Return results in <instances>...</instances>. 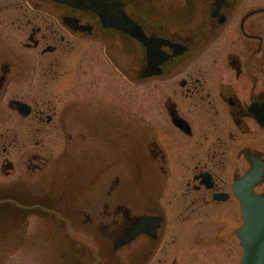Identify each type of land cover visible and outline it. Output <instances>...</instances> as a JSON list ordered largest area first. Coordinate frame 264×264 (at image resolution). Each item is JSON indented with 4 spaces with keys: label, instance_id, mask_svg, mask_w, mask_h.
I'll return each instance as SVG.
<instances>
[{
    "label": "flooded vegetation",
    "instance_id": "1",
    "mask_svg": "<svg viewBox=\"0 0 264 264\" xmlns=\"http://www.w3.org/2000/svg\"><path fill=\"white\" fill-rule=\"evenodd\" d=\"M40 1L18 19L27 37L0 41V205L22 206L19 218L37 212L63 244L17 264H186L179 229L197 227L207 209L239 213V227L245 214L264 212V0H118L147 46L73 0ZM120 76L134 96L146 90L145 156L171 187L123 183L114 162L93 181L66 179L42 198V185L55 180L59 140L66 157L75 141L90 150L97 141L120 145L94 127L119 130ZM63 77L90 109L79 115L82 130L70 117L79 111L58 106ZM254 171L262 174L243 182ZM8 207L3 216H15Z\"/></svg>",
    "mask_w": 264,
    "mask_h": 264
},
{
    "label": "rangeland",
    "instance_id": "2",
    "mask_svg": "<svg viewBox=\"0 0 264 264\" xmlns=\"http://www.w3.org/2000/svg\"><path fill=\"white\" fill-rule=\"evenodd\" d=\"M37 3L42 2L40 0H0V41H22L24 39L22 34H26L25 37H27L29 28L26 25L22 27L21 31L19 25L24 26L25 23L19 24L18 19L31 13ZM22 5L23 7H20ZM8 7L10 10L7 9ZM90 53L96 55V48H92ZM67 78H60L58 82L61 89L64 86V90L59 92L58 106L60 109L69 108L70 110L72 107V110L79 111V113L71 112L70 117L73 120H75L74 117L78 118L75 123L78 130H82L84 128L82 125L85 122L79 115L82 113L84 119L88 118L89 115L85 116L83 111L90 113V109L86 107L87 104H84L81 98L77 99L78 88L75 85L72 87L71 82H67ZM119 80L121 84V108L119 109V115L117 113L119 130L106 129L100 132V128L94 127L100 136L102 134V139H119L120 145L117 147V144H112L110 146L112 150H109L106 145L97 141L90 144L95 147L94 150H90L88 143L85 141L83 143L75 141L69 143L71 144L69 149L73 150L70 154H73V156L68 155L66 157L65 149L67 150L68 143H62L63 141L59 140L56 152L58 155L54 160L57 172L55 180L50 181L53 182L50 186L49 184L42 185V198L53 197L55 192L51 193L50 188L57 189L66 179L73 182V184H86L90 180L93 181L100 170H107V167L112 166L114 162L118 165L117 171L121 172H118V174L123 183L134 184L135 180L137 181L136 184L155 183L156 187H171L168 184L169 175H162L158 171L154 172L152 163L145 156L144 141L147 136L146 90L139 87L134 96V91L129 82L130 78L120 76ZM110 86L112 85L110 84ZM106 93H108V89H106ZM133 96L136 99V105H134L137 110L136 118L131 117ZM93 112H97V109H94ZM93 112L91 111V113ZM105 116L107 117V114ZM92 119L97 120L98 116H94ZM101 123L103 122L99 121L98 124ZM112 135L116 136L113 137ZM102 149H106V151L103 152ZM133 151L137 156L135 159L132 158ZM90 152L92 156L86 157L87 153ZM101 153L102 155H100ZM100 167L103 168L100 169ZM115 170V168H112L109 174L105 173L106 178L110 179L109 177L115 174ZM70 171H72V180L69 179ZM84 174L85 177H89V180L84 178ZM166 192L165 196L170 197L172 190ZM207 213L206 219H202L197 227H193V222L187 223L183 228L179 227V239L181 240L182 236L186 234V264H236L242 254L235 233L242 223L239 213L231 217L229 215L228 217L215 215V212L209 209H207ZM1 214L0 211V264L9 262L10 264H17L23 257L30 258L33 255H38L40 251H54V249H44L45 247L54 248L63 244L60 241L62 238L57 232V228L48 220L46 222L44 218L29 216L25 219H19L16 215V217L6 219ZM38 214L49 215L51 213L40 211ZM41 247L42 250L39 249Z\"/></svg>",
    "mask_w": 264,
    "mask_h": 264
},
{
    "label": "water",
    "instance_id": "3",
    "mask_svg": "<svg viewBox=\"0 0 264 264\" xmlns=\"http://www.w3.org/2000/svg\"><path fill=\"white\" fill-rule=\"evenodd\" d=\"M72 6L81 10L92 11L101 18L105 26L118 29L131 38L140 40L141 44L147 46L142 29L125 14L118 0H73ZM115 9H117V15L112 14ZM18 106L22 108L20 103H18ZM261 174L262 172H250L243 182H255ZM247 206L250 212L252 207L250 204ZM260 216L262 218V213ZM258 219L256 214H246V225L238 232L242 245L245 247V255L241 264H264V218ZM144 230L140 229L138 232Z\"/></svg>",
    "mask_w": 264,
    "mask_h": 264
},
{
    "label": "bare ground",
    "instance_id": "4",
    "mask_svg": "<svg viewBox=\"0 0 264 264\" xmlns=\"http://www.w3.org/2000/svg\"><path fill=\"white\" fill-rule=\"evenodd\" d=\"M241 257V256H240Z\"/></svg>",
    "mask_w": 264,
    "mask_h": 264
}]
</instances>
